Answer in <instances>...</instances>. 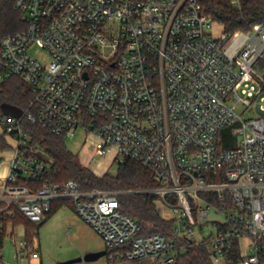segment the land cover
<instances>
[{
  "label": "built area",
  "instance_id": "1",
  "mask_svg": "<svg viewBox=\"0 0 264 264\" xmlns=\"http://www.w3.org/2000/svg\"><path fill=\"white\" fill-rule=\"evenodd\" d=\"M15 4L27 27L0 40V78L17 76L31 87L37 111L27 118L59 135L82 128L96 154L149 169L158 184L136 191L155 195L175 227L170 236L142 235L141 223L120 209V192L54 181L51 161L30 144L24 114L0 113L9 145L0 160L12 152L0 185V264H12L7 243L18 264L40 257L24 225L5 223L18 214L42 222L57 199L74 203L113 250L112 263L174 264L187 246L206 243L214 264H264V114L236 112L238 103L264 101V22L228 33L200 0Z\"/></svg>",
  "mask_w": 264,
  "mask_h": 264
},
{
  "label": "trees",
  "instance_id": "2",
  "mask_svg": "<svg viewBox=\"0 0 264 264\" xmlns=\"http://www.w3.org/2000/svg\"><path fill=\"white\" fill-rule=\"evenodd\" d=\"M200 1L203 12L222 24L228 33L236 30L247 31L254 24L264 22V0H241L240 6L233 4L231 0ZM26 27L24 13L16 7L15 0H0V40L3 36L24 30ZM33 99L34 93L31 87L21 78L17 76L0 78V113H5L3 108L5 105L22 111L24 114L22 123L31 137L30 144L44 150L52 160L54 181L63 184L73 179L85 190L118 191L120 209L141 223L142 235L161 233L170 236L173 233L175 220L164 217L159 212L156 196L133 190L154 187L158 184L149 169L130 158H124L118 161L119 170L116 175L107 172L102 176L97 175L90 167L81 164L78 156L68 149L64 141L65 135L55 134L42 124L33 123L27 118L29 112L37 111V106L32 103ZM8 147L6 139L0 136V149ZM5 182V179H0V185ZM37 185L38 183H35V186ZM64 205L74 210L72 201L57 199L52 202V209L47 214V218ZM45 220L33 222L18 214L5 224L11 222L14 225H24L28 239L35 241L39 228ZM112 251L107 248L106 254ZM209 253V246L206 243L187 246L179 253L174 264H214Z\"/></svg>",
  "mask_w": 264,
  "mask_h": 264
},
{
  "label": "rangeland",
  "instance_id": "3",
  "mask_svg": "<svg viewBox=\"0 0 264 264\" xmlns=\"http://www.w3.org/2000/svg\"><path fill=\"white\" fill-rule=\"evenodd\" d=\"M215 29L218 30L219 28L217 27ZM32 51L42 61H47L49 59L48 53L43 50L34 48ZM236 112L243 119L258 117L264 114V101L259 98L250 107L238 103ZM64 141L68 149L78 156L81 164L90 167L96 172L103 170L105 173L107 172L111 175H116L118 173V161H114L111 153L107 156L96 154L93 145L95 140L91 137V140L88 141L87 132L84 129H78L74 136H65ZM10 152L11 151H7L4 154V158L0 160V178L6 174ZM38 153L41 158L52 161L44 150L40 149ZM90 161H93L95 164L94 169L88 165ZM96 174L99 175L98 173ZM145 188L151 187L135 188L133 190ZM158 207L164 209L162 211L164 217H169L171 215V211L161 203H158ZM211 218L220 219L221 214H215L213 211ZM212 230L213 227L211 223H206L204 235L208 236ZM15 232V239L17 240H19L24 233L22 227L16 228ZM196 238H200L198 233L196 234ZM35 239L41 255L39 258L30 260L32 264H153L151 260L112 263L109 253L100 255L94 259H87V255L103 252L107 250V246L102 237L88 223L81 219L75 210L64 208V206L53 212L42 223ZM242 241L246 242L248 239ZM4 257L10 260L12 264H18L16 249L12 243L6 244L4 248ZM23 264H29V261L25 260Z\"/></svg>",
  "mask_w": 264,
  "mask_h": 264
},
{
  "label": "water",
  "instance_id": "4",
  "mask_svg": "<svg viewBox=\"0 0 264 264\" xmlns=\"http://www.w3.org/2000/svg\"><path fill=\"white\" fill-rule=\"evenodd\" d=\"M3 108H4V112L10 115L20 116L22 114L21 110L13 106L5 105L3 106ZM103 254H106V250H104L103 252H99V253L89 254L87 255V259H94Z\"/></svg>",
  "mask_w": 264,
  "mask_h": 264
},
{
  "label": "crops",
  "instance_id": "5",
  "mask_svg": "<svg viewBox=\"0 0 264 264\" xmlns=\"http://www.w3.org/2000/svg\"><path fill=\"white\" fill-rule=\"evenodd\" d=\"M8 151H9V150H8ZM6 152H7V151H3V152H2V153H3V156H4V154H5ZM10 153H11V154L9 155V158L12 156V152H10ZM89 166H90V165H89ZM7 170H8V168H7ZM94 171H95V170H94ZM95 172H96V171H95ZM6 173H7V171H6ZM96 173H98L99 175H102V174H104L105 172L103 171V172H101V173H100V172H96ZM5 175H6V174H5ZM5 175H4V176H5ZM4 176H3V177H4ZM3 177H2V178H3ZM2 178H0V179H2ZM70 209H71V208H70ZM72 210H73V209H72Z\"/></svg>",
  "mask_w": 264,
  "mask_h": 264
},
{
  "label": "bare ground",
  "instance_id": "6",
  "mask_svg": "<svg viewBox=\"0 0 264 264\" xmlns=\"http://www.w3.org/2000/svg\"><path fill=\"white\" fill-rule=\"evenodd\" d=\"M103 170L99 171L100 173L102 172Z\"/></svg>",
  "mask_w": 264,
  "mask_h": 264
}]
</instances>
